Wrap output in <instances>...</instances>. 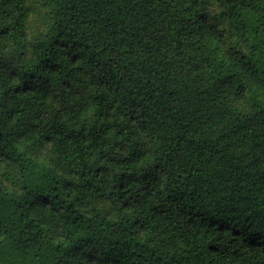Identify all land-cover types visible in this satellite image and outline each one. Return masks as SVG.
Instances as JSON below:
<instances>
[{
    "label": "trees",
    "instance_id": "1",
    "mask_svg": "<svg viewBox=\"0 0 264 264\" xmlns=\"http://www.w3.org/2000/svg\"><path fill=\"white\" fill-rule=\"evenodd\" d=\"M0 264H264V0H0Z\"/></svg>",
    "mask_w": 264,
    "mask_h": 264
}]
</instances>
